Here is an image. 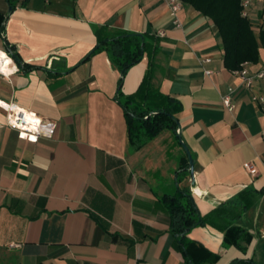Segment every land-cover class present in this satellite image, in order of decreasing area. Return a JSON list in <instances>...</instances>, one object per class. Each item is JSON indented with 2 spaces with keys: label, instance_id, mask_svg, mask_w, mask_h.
I'll return each mask as SVG.
<instances>
[{
  "label": "crops",
  "instance_id": "1",
  "mask_svg": "<svg viewBox=\"0 0 264 264\" xmlns=\"http://www.w3.org/2000/svg\"><path fill=\"white\" fill-rule=\"evenodd\" d=\"M180 4L179 27L168 0H0V52L9 55L8 42L32 67L7 57L19 71L0 75V100L57 124L51 139L34 141L9 128L0 108V264H189L162 202L177 177L211 218L187 236L218 256L206 264H264V111L253 100L264 97V80L244 88L225 66L218 27ZM258 15L262 29L251 28L260 36V6ZM127 33L144 35L146 51L121 100L179 101L195 187L172 131L130 146L116 100L122 74L107 51L83 63L101 40ZM246 68H264V48ZM229 89L234 113L223 104Z\"/></svg>",
  "mask_w": 264,
  "mask_h": 264
},
{
  "label": "trees",
  "instance_id": "2",
  "mask_svg": "<svg viewBox=\"0 0 264 264\" xmlns=\"http://www.w3.org/2000/svg\"><path fill=\"white\" fill-rule=\"evenodd\" d=\"M190 5L205 17L209 18L218 27L224 45L225 66L230 71L240 70L243 64H257L260 59V50L264 48V33L257 36L248 21L240 15V0H179ZM11 7L14 4L11 1ZM7 52L24 70L32 69L23 63L20 55L14 48L5 42ZM106 50L110 60L121 71L119 89L116 100L124 110L128 125V139L133 149H141L148 141L156 138L165 130L172 131L176 136L179 130L177 114L182 107L179 101L171 97L155 96L161 99V104L148 106L135 104L132 99L121 100L122 85L127 71L139 64L146 51V37L139 34H123L111 39L101 40L83 60L87 62L94 55ZM148 92L145 83L141 89ZM143 91V92H144ZM186 171H189V160L186 159ZM187 176V174L185 175ZM177 188L173 194L165 195L162 202L170 213L172 231L175 233L189 264L213 263L218 259L203 246L187 238L195 228L205 226L211 222L210 217L202 216L191 191L181 189L180 178L177 177ZM204 255L200 260L191 254L192 249ZM232 264H258L253 260L236 261Z\"/></svg>",
  "mask_w": 264,
  "mask_h": 264
},
{
  "label": "built area",
  "instance_id": "3",
  "mask_svg": "<svg viewBox=\"0 0 264 264\" xmlns=\"http://www.w3.org/2000/svg\"><path fill=\"white\" fill-rule=\"evenodd\" d=\"M168 6L175 18V23L177 26H181L177 20V14L181 10V4L179 0H168ZM259 6L262 10V20L264 21V0H240V15L243 19L248 21L254 30H261L262 25L257 16L259 11ZM163 35V33H161ZM1 53V52H0ZM0 55V75L5 77H10L11 75L19 71L18 68L12 66L10 55L4 54ZM210 60H206L209 62ZM248 63L243 64L240 70H236L233 73L241 79V85L244 88H252L256 82L264 80V68L258 70L257 72L251 74L246 66ZM5 70V71H4ZM208 75L211 74L210 71L206 72ZM234 89H229L227 95L223 97V104L225 108L230 112L234 113L236 106L233 102ZM253 100L258 103L260 109L264 111V97L255 96ZM0 108L6 113L7 125L9 128L17 131L24 138L29 137L31 140L38 141L39 139H51L57 129V124L50 119H46L32 111L23 109L19 107L13 101L5 102L0 100ZM245 169L251 174L256 175L257 170L251 163H246L244 165ZM15 245H12L14 247Z\"/></svg>",
  "mask_w": 264,
  "mask_h": 264
},
{
  "label": "water",
  "instance_id": "4",
  "mask_svg": "<svg viewBox=\"0 0 264 264\" xmlns=\"http://www.w3.org/2000/svg\"><path fill=\"white\" fill-rule=\"evenodd\" d=\"M12 13H13V9L10 8L9 12H8V16H10ZM177 137H178L179 143L181 144L183 150L185 151V153H186V155L188 157V160H189V171H190V177H191V181H192V187H195L196 182H195L194 160H193L192 154H191L188 146L185 144V142L182 139L180 125H179V130H178V133H177Z\"/></svg>",
  "mask_w": 264,
  "mask_h": 264
},
{
  "label": "bare ground",
  "instance_id": "5",
  "mask_svg": "<svg viewBox=\"0 0 264 264\" xmlns=\"http://www.w3.org/2000/svg\"><path fill=\"white\" fill-rule=\"evenodd\" d=\"M0 55H1V56H4V55H2L1 53H0ZM4 71H5V70H4Z\"/></svg>",
  "mask_w": 264,
  "mask_h": 264
}]
</instances>
